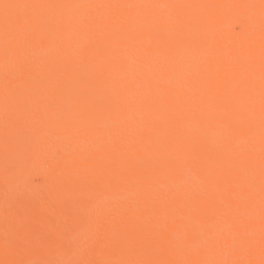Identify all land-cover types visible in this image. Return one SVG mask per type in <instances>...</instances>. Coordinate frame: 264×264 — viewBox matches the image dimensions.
<instances>
[{"label": "bare ground", "instance_id": "6f19581e", "mask_svg": "<svg viewBox=\"0 0 264 264\" xmlns=\"http://www.w3.org/2000/svg\"><path fill=\"white\" fill-rule=\"evenodd\" d=\"M262 71L264 0H0V264H264Z\"/></svg>", "mask_w": 264, "mask_h": 264}, {"label": "snow or ice", "instance_id": "6c2138e0", "mask_svg": "<svg viewBox=\"0 0 264 264\" xmlns=\"http://www.w3.org/2000/svg\"><path fill=\"white\" fill-rule=\"evenodd\" d=\"M3 7L5 9L13 8V7H23L22 5H11V4H4ZM7 22L8 17H5ZM262 112H264V71H262ZM262 126H264V117H262ZM262 142H264V137H262ZM262 197H261V209H262V225H264V162H262ZM262 244H264V227H262Z\"/></svg>", "mask_w": 264, "mask_h": 264}, {"label": "rangeland", "instance_id": "374dc122", "mask_svg": "<svg viewBox=\"0 0 264 264\" xmlns=\"http://www.w3.org/2000/svg\"><path fill=\"white\" fill-rule=\"evenodd\" d=\"M12 235V234H11ZM6 236H10V235H6ZM13 236V235H12ZM11 237V236H10ZM7 239H9V237H6Z\"/></svg>", "mask_w": 264, "mask_h": 264}]
</instances>
